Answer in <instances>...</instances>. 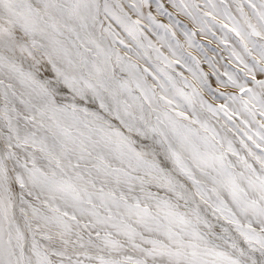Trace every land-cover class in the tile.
Masks as SVG:
<instances>
[{
	"label": "snow or ice",
	"instance_id": "6c2138e0",
	"mask_svg": "<svg viewBox=\"0 0 264 264\" xmlns=\"http://www.w3.org/2000/svg\"><path fill=\"white\" fill-rule=\"evenodd\" d=\"M0 264H264V0H0Z\"/></svg>",
	"mask_w": 264,
	"mask_h": 264
},
{
	"label": "rangeland",
	"instance_id": "374dc122",
	"mask_svg": "<svg viewBox=\"0 0 264 264\" xmlns=\"http://www.w3.org/2000/svg\"><path fill=\"white\" fill-rule=\"evenodd\" d=\"M198 39H200V38L198 37ZM200 42L201 43H207L208 41L204 40V39H201ZM212 46L215 47V45H212ZM193 54L195 55L196 53H193ZM223 55L226 57L227 53L225 52V53H223ZM204 67H205V70H207L206 66H204ZM185 74L187 75V73H185Z\"/></svg>",
	"mask_w": 264,
	"mask_h": 264
}]
</instances>
